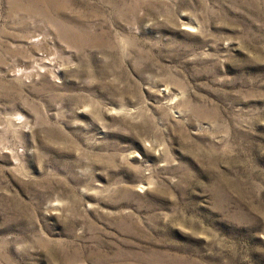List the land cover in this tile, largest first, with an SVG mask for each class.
I'll use <instances>...</instances> for the list:
<instances>
[{"label":"rangeland","instance_id":"obj_1","mask_svg":"<svg viewBox=\"0 0 264 264\" xmlns=\"http://www.w3.org/2000/svg\"><path fill=\"white\" fill-rule=\"evenodd\" d=\"M0 264H264V0H0Z\"/></svg>","mask_w":264,"mask_h":264}]
</instances>
